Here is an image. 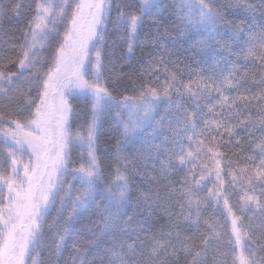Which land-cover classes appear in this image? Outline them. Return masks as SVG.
I'll use <instances>...</instances> for the list:
<instances>
[{
	"label": "snow or ice",
	"instance_id": "6c2138e0",
	"mask_svg": "<svg viewBox=\"0 0 264 264\" xmlns=\"http://www.w3.org/2000/svg\"><path fill=\"white\" fill-rule=\"evenodd\" d=\"M24 7L23 0H0V32L5 31V22H20ZM127 7L122 0H34L33 14L26 27L19 29L22 43L18 58L0 63V100L6 101L0 110V264H39L36 252L44 245L49 218L55 255L62 256L71 244V264H96L89 260L93 254L104 257L99 264L105 260L107 264H228L225 258L229 253L231 264H264V257H256L258 250L264 251V233L253 235L259 248L254 247L242 222L245 212H259L264 222V19L248 29L243 27L255 21L258 11L264 18V0H180L177 15L184 13L182 23H194L209 38L214 39L222 25L229 23V13L240 19L239 24L231 22L232 37L244 41L246 49L242 51L252 64L243 75L233 69L235 82L215 74L206 80L180 79L177 72L168 70L171 53L158 35L154 40H140L144 18L155 19L167 11L165 0H140L138 14L125 11ZM109 24L124 33L120 39L127 45L129 57L137 43L163 48L158 61L152 57L144 64L142 80L145 76L153 79L134 84L137 95L114 94L105 82ZM45 49H51V54L45 56ZM9 64H17L18 70H11ZM161 65L165 67L161 69ZM224 87L235 90V95L225 94ZM212 92L217 95L213 97ZM81 100L87 108L77 112L73 102ZM189 102L191 108L186 107ZM161 104L167 105L165 111L169 124L174 121L177 126L176 135L183 132L189 142L186 149L180 140L173 141L179 149L174 155L184 170L182 180L172 182L167 177L173 168L171 158L161 163L160 173L169 179L164 194L151 187L159 177L149 176L148 165H143L142 172L133 171L136 162L124 154L134 139L145 137L147 144L149 132L152 140L162 135L156 126ZM113 109L120 110L115 121L123 133L115 142L112 165L106 170L98 155L99 140L103 119ZM81 118L83 123L73 131V121ZM164 119L161 117V122ZM199 121L204 127L198 130ZM237 129L248 137L259 133L253 141V154L243 156V167L234 166L221 150L226 136L228 144L239 146L237 160L241 159L244 149ZM189 131L192 135H187ZM77 149L81 162L74 167ZM150 156V152L138 153L137 159ZM142 181L149 187L136 197L137 205L143 206L137 235L151 240L126 244L128 225L122 212L130 205L133 188ZM237 186L243 193L235 205L241 215L233 211L230 201ZM98 199L104 203L89 217L95 227L76 232L77 223ZM211 204L217 208L222 204L231 219L235 239L227 240L229 248L224 253L219 252L223 240L218 222L202 215ZM156 211L169 218L166 226H159L158 234L152 232ZM201 224L206 225L204 233L199 232ZM193 228L196 233L192 236L183 234ZM210 251L211 261L207 258Z\"/></svg>",
	"mask_w": 264,
	"mask_h": 264
},
{
	"label": "trees",
	"instance_id": "16d2710c",
	"mask_svg": "<svg viewBox=\"0 0 264 264\" xmlns=\"http://www.w3.org/2000/svg\"><path fill=\"white\" fill-rule=\"evenodd\" d=\"M25 7L22 10V15L20 22L17 23L13 20L11 23L5 22V31L0 32V63H6L9 57L17 59V54L20 51L19 45L22 43L20 39L19 29L25 28L28 23V18L33 14L34 9V0H23ZM124 5L129 7L125 8V11H133L137 14L140 9V0H122ZM32 4L33 8H28L27 5ZM171 6V7H169ZM165 7L167 11L160 13L155 19L151 17H145L143 21V26L140 30V40L144 41L147 37L148 39H155L157 35L161 41L166 44L171 53V60L167 63V68L169 71H175L179 74L180 79L187 82L191 77L192 80H206L209 75L215 74L220 77L230 78L233 82L236 81L237 77L233 72L235 68L237 71L243 75V71L246 66L252 64L251 59H246L245 51L246 45L243 40L235 39L232 37V32L234 29L231 28V22L239 24L240 19L236 16L229 13L228 24H223L220 32L215 38H209L207 33L198 31L195 24L191 26L187 25L186 22L182 23V17L184 16L183 12H180V15H177V12L180 10L179 5L175 0H165ZM116 16V10L112 11V18ZM259 11L256 13L255 21L246 22L243 24L245 29H248L250 24H258L262 21ZM63 26H61V31ZM124 33L122 31L118 32L115 28L109 24L106 30V43L104 46V59L107 69L104 73L105 82L108 83L110 88L114 89V94L117 95H137L138 92L134 90L133 85H139L143 81L152 80L153 77L145 76L143 80L140 76V73L144 70V64L149 61L152 57H156L157 61L159 60V52L163 51V48L157 50L149 43H137L134 49V53L129 57L127 51V45L120 39ZM247 38V33H245V39ZM173 39L175 40V45L173 44ZM205 41L204 44L198 43L199 41ZM115 42V43H113ZM55 45L56 41L52 42ZM51 54V49H45L44 55L48 56ZM165 59L168 60V57L165 56ZM8 67L17 71V64H9ZM165 65H161L163 69ZM249 71L251 69L249 68ZM163 71H161L160 84H163ZM117 76H120V79H116ZM222 91L225 94L235 95V90L228 89L224 87ZM216 92H212V96L215 97ZM187 100V97H185ZM6 101L0 100V110H4ZM73 107L77 112H80L82 109H86L87 105L84 101H75L73 102ZM186 107L191 108L192 105L189 102ZM167 108L166 104H161L156 113L157 127L162 132V135L159 136L156 140H152L150 132L147 134V140L150 143H145V137H140L131 141L127 148L125 149L124 154L130 156L136 162L137 167L132 169L133 171H143V165H148L149 176H157L159 179L153 180L151 182V187L153 190H158L162 194L165 193L167 185L169 184V179L160 173L161 163H167L169 158L173 161V168L171 171L167 172V177H170L172 182H179L182 180L184 175V170L178 164L174 152H178L179 149L173 144V141L180 140L183 143L184 147L187 149L188 141L184 139V133L181 132L180 136L176 135V124H169V117L165 109ZM120 111L119 109L111 110L110 115H106L102 122V128L100 132L99 140V149L98 155L100 156L101 161L105 169L107 170L109 166L112 165L111 153L115 151L114 145L117 139L122 138L123 128L119 127L115 121V113ZM207 113V108L204 109ZM161 117L165 119L161 122ZM211 114H208V119H211ZM123 119H127L126 114L123 116ZM83 123V118L80 120L73 121V131H76L78 126ZM203 121L198 122V130L203 128ZM241 141L243 144V154L240 160H237V155H240L239 146L234 144L227 143V137L225 136V143L222 146V151L225 152L229 158L234 162V166L243 167L245 161L243 156L252 155L254 149L253 141L259 137L257 132L255 137H248L246 133H243L241 129ZM187 135H192L189 131ZM167 137V141H165ZM207 143V141H206ZM153 145H161L159 149L153 147ZM251 145V146H250ZM193 149L195 144L192 145ZM151 153L150 157H141L137 159L138 153ZM73 166L76 167L79 165L80 161V152L79 150H74L73 152ZM199 163V162H197ZM249 166L253 162H247ZM256 164L259 163L258 160L255 161ZM154 166V168H153ZM223 166V165H222ZM130 169L132 165H129ZM67 179L71 181V176H68ZM138 181L141 180V177L136 178ZM214 179V177H213ZM230 179V178H229ZM149 187L147 181H142L140 184H137L133 188L132 200L130 205L126 207L123 212V221L128 225V233L125 236L126 244L139 245L141 243L147 244L151 240L150 236H145L143 234L139 235L138 238V228L140 224V214L143 212V206L137 205L136 197L139 195V192L143 188ZM209 188H212V184H208ZM239 186H237L235 193L230 197L231 204L233 205V211L237 215H241L239 208L235 207L239 203V195H242ZM204 198L207 199L206 193ZM104 202L100 199L96 201L95 204L90 205L89 211L84 214L82 219L76 225V232H80L81 229L85 227H95V222L90 224L89 217L93 216V211L97 206H102ZM176 212H179V208L175 209ZM124 213H127L124 215ZM55 216V212L52 214ZM67 215V213H65ZM202 215L206 217H211L214 221L219 224V231L222 233L223 243L219 247V252L224 253L228 250L229 246L227 240L229 238L233 239L231 234V219L228 217L226 209H223V206L217 208L215 204H211L209 207L202 212ZM131 217V220L129 219ZM168 217L162 211H156L153 218V227L152 232H159V226H166L168 224ZM173 219H175L173 217ZM242 222L245 225V230L248 233V242L251 243L254 247L259 248L256 240L252 237L255 234L257 237L264 233V222H262L260 213L256 212L253 215L252 212H245L242 215ZM51 223V218H49V224L45 225V242L44 245L37 249L36 257L39 264H71L70 253L72 252V246L69 244L68 248L64 250L63 255L57 257L55 255L53 246H52V230L49 225ZM183 227V223H181ZM207 231L206 225L201 224L200 233ZM196 233V229H190L184 231L185 236H192ZM75 238V236H74ZM197 242H199V234H196ZM102 253L105 251L103 248L100 250ZM256 257H264V251H257ZM103 256H96L95 254L89 256V260L95 261L96 264H99V261L103 259ZM210 261L213 258V252L208 253L207 257ZM183 259V257H181ZM228 264H231L232 254L229 253L225 258ZM30 262V261H29ZM31 263V262H30ZM105 264L107 261L105 260Z\"/></svg>",
	"mask_w": 264,
	"mask_h": 264
},
{
	"label": "rangeland",
	"instance_id": "374dc122",
	"mask_svg": "<svg viewBox=\"0 0 264 264\" xmlns=\"http://www.w3.org/2000/svg\"><path fill=\"white\" fill-rule=\"evenodd\" d=\"M176 2H177V4L179 5V7H180V0H175ZM127 116V115H126ZM245 242L244 241H242V245L244 244ZM239 251H240V249L238 248L237 249V254H239ZM28 264H31L30 262H28Z\"/></svg>",
	"mask_w": 264,
	"mask_h": 264
}]
</instances>
